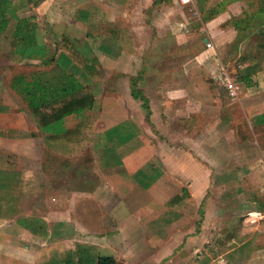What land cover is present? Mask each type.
I'll return each mask as SVG.
<instances>
[{
  "label": "crops",
  "instance_id": "obj_1",
  "mask_svg": "<svg viewBox=\"0 0 264 264\" xmlns=\"http://www.w3.org/2000/svg\"><path fill=\"white\" fill-rule=\"evenodd\" d=\"M67 1L11 0V3L15 9L14 15L19 18L33 17L31 24L36 27L35 39L44 46L42 61H46L47 57L60 50L57 43H60L63 37L76 41V45L92 58L82 68L81 73L85 77H79L80 81L90 90L92 86H101L103 83V87L108 88L106 94L111 105H120L116 79H120L122 83L123 77L127 78L129 97L133 99L130 80L133 77L139 78L137 88L148 102L149 112L144 109L147 114L138 122L144 132L137 135L142 140L141 151L133 152L129 156L125 154L124 161L128 162L126 178L130 179L134 169L138 168L135 165L145 163L140 160L141 157L147 159L146 163L154 160L151 165L157 170L156 181L159 183L154 186L163 188L164 194L169 188L175 187L176 194L157 205L156 200H147L146 197L140 206L134 201L136 207H133L132 198L127 199L112 193L111 206L107 210L104 209L105 205L104 208L103 205L99 207V200H95L96 206L92 212L79 210L75 213L74 208L68 211L67 218L66 215L62 216L59 223H50L53 218L50 214L46 217L48 211H40L42 215H39L37 206L34 211L24 213L21 211L22 205L17 195L0 197V204L14 205L13 202H18L15 214L13 210L16 208L8 207L15 217L5 230L6 235L8 233L15 244H4L0 247V250L4 251L0 255V264H77V250L90 257L106 253L109 256L105 257L123 260L124 264H139L138 249L151 251L150 264H178L182 258V264H242L243 252L247 250L251 237L262 239L261 235L264 233V220L256 216L264 210L258 207L264 202V189L255 182H237L236 176H240V166L234 163V157L232 162H229L231 159L228 155L231 152L232 156L244 157V148L240 147L246 141L232 145L237 139H233L229 134V126L228 129H222V120L219 118L212 127L204 122V117L207 114L210 121L212 110L220 107V74H226L229 64V52L224 54L227 64L222 62L223 50L233 45L243 33L239 34L237 29L226 24L233 18H243L245 13L259 7L264 0H75V15L71 18ZM7 20L6 28L0 32V72L7 73V85L10 86L12 77L19 73L51 71L54 64L41 65L40 57L23 59L13 51L11 37L14 20ZM260 22L263 23L260 17L256 18L255 23ZM69 25L85 29V36L79 38L68 34ZM250 37L252 36L249 33L246 39ZM197 38H200L202 43L198 51L195 46ZM206 42H210L212 47L207 48ZM242 50L241 43L236 49L237 57L245 55ZM183 58H187V61H183ZM161 61L164 67H157ZM103 63L107 67L103 66ZM88 65H93L94 68L102 65L100 72L106 71L107 74L100 73L98 79L92 80L86 68ZM203 71L211 75L215 81L213 86L197 76V72H200L203 77ZM255 74L252 73L253 83L250 87H245L236 78L238 85L234 84L235 97H238L237 90L239 91L240 87L248 91L257 87L264 89V72L258 71ZM107 77L108 82L111 81L112 84L105 81ZM222 83L225 88L223 81ZM225 90L226 96L229 97L228 90ZM92 95L95 107L96 97L94 93ZM124 103L126 105V101ZM240 105L243 106V101ZM251 105L262 110L249 115L248 123L252 125L251 128L264 130V124L259 123L257 118L264 114V99L252 102ZM92 112L93 110L86 112L83 116L86 117ZM111 115L116 117L114 113ZM111 115L108 117L111 118ZM124 117L132 119L127 113ZM79 123V117L64 119V127L67 130H75ZM111 128L113 127L108 126L104 132L107 134V130ZM151 128L155 131L152 132ZM8 133H12L13 137L15 135L19 140L20 136H16L14 129L0 124V136L9 137ZM39 133L34 130L29 136L50 140L46 134L40 131ZM149 135L160 139V143H157L158 140L152 143L150 139L153 138ZM252 135L254 136L253 132ZM79 137L80 132L77 131L69 141L58 139L49 142L64 151L66 147L76 143ZM115 137L116 134L109 138L107 145L116 141ZM244 145L258 155V159L252 160L249 165V168L254 170L257 161L263 163L264 157L260 159L259 155L264 153V148L259 146L257 141ZM245 151L248 153V150ZM42 167L41 164L38 168L36 165L28 172L41 170ZM17 171L22 173L20 168H17ZM164 176L168 180L164 179ZM112 178L117 181V174ZM119 179L121 184L125 183ZM239 180L241 181V178ZM183 190H186V197L179 202L169 203L172 198L181 197L179 192L183 193ZM229 193H234L231 200ZM236 199L240 201L238 207L235 206ZM249 199L253 204L257 203V207L249 206L250 208L242 214V206L250 204ZM187 200L199 204L197 214L200 217L195 218V226L191 231L184 232L179 230L182 229L181 226L178 227V223L184 218L180 212L173 214L175 219L172 221L163 217L169 209L172 208L173 211ZM74 203V200L71 201L72 206ZM4 207L0 205L1 218H5ZM73 214L77 215L74 217ZM51 224L61 226L58 230L65 224L68 229L72 226L76 234L74 241L79 244L76 245L77 250L72 247L74 244L71 242L72 238H69L71 235L56 228L54 230ZM157 224L160 225L159 229ZM53 234L60 236L58 244H53L50 240ZM45 240L52 243L47 244ZM257 243L259 244L250 245L248 252L257 256L251 259L250 264L260 263L258 249L263 243ZM65 248L71 250L68 255ZM201 251L205 253L203 259L197 255V252Z\"/></svg>",
  "mask_w": 264,
  "mask_h": 264
},
{
  "label": "rangeland",
  "instance_id": "obj_2",
  "mask_svg": "<svg viewBox=\"0 0 264 264\" xmlns=\"http://www.w3.org/2000/svg\"><path fill=\"white\" fill-rule=\"evenodd\" d=\"M67 2L69 8L68 14L69 18H71V16L73 17L75 15L73 14V10H75V0H68ZM259 17L262 21L264 15ZM76 26L77 25H69L68 34L75 35L79 38H81L82 35L85 36L83 34L85 29L83 30ZM5 28L6 27H4V29ZM249 33L251 34L252 39H246V36H248ZM254 40L255 42H252ZM238 41H241L240 44L242 43V52L245 54L244 59L240 60V57H237L236 49H238V47L234 46V44L224 48L222 62L225 65L227 64V57L224 54L225 52H229L227 55L229 64L226 67V74H222V72L220 74L222 79L219 82L221 88L219 89L221 97L220 107L217 110H212L210 121H208L207 118L209 117L205 114L204 122L213 127L220 118L222 120V129H226L227 126H229V129L227 128L229 134L232 135L233 139H237L233 141L232 145L239 144L240 142L242 143L243 141H246L244 144H248L251 141H257V144L264 148V130L251 128L252 125L248 123V119L250 118L249 115L261 112L262 110L259 107L257 108V106L253 107L251 103L264 99V89L257 87L256 89H250L248 91L240 87L239 91L237 90L238 97L231 98L230 95H228L229 97L226 96V87L224 88L222 83L224 76L227 75L232 83L236 85L238 83L236 80L237 75L244 74V70L248 66H253L254 69L257 70L255 72H264V61L257 58L259 54L256 55V44L260 43L256 27L250 29L248 32H243L239 36ZM195 46L197 51L200 49V46H202L200 38L195 39ZM183 61H187V58H183ZM0 64H2V62H0ZM103 64V66L107 67L105 63ZM103 66L98 65L96 68H94L93 65L86 66L87 71L91 74L90 77L92 80L98 79L100 73L104 75L107 74L106 71L104 73L100 72V68H103ZM157 67H164L162 66V61ZM201 73L203 74V77L200 72H197V76L200 79L204 78L208 84L213 86L215 81L211 78V75L206 74L204 71ZM135 78L138 79L137 77ZM108 80V77L105 78L107 83H111V81L108 82ZM0 81V100H2L0 104V124L14 129L17 134L16 136H20L19 140L15 138V135L13 137L12 133H8V136L13 138L0 136V197L5 198L10 195H17L20 197L22 205L21 211L24 213L34 211L37 206L36 211L39 215H42V212L40 211H48L46 217H49L50 214L53 218L50 223H59L61 222V217L66 215L67 218L68 211L74 208H76V211H74L75 213H78L77 211L79 210L80 212H85V210L89 213L92 212L96 206L95 200H99L97 202L99 207L103 205L104 208L105 205L106 208L104 209L107 210L108 207L111 206L110 200H112V193L118 194L120 197L124 196L127 199L132 198L131 205L133 207H136V201L138 202L137 206H140L146 197L147 200H156L157 202L155 201V203L157 205L161 204L166 199L175 196V187L174 189L169 188L164 194L163 188L154 186L159 184L157 182L158 180L156 181L157 170H154L151 165V161L153 162L154 160L146 163L147 159L144 160V158L141 157L140 160L145 161V163L141 165H135L134 163L138 168L134 169L135 172L133 175H130V179L126 178L128 174V162L124 161L126 158L125 154L129 156L133 152L141 151L140 146L142 145V140H140V137H137V135L143 134L144 132H142V127L138 122L140 121V118H145L147 114V112L141 107V102L139 100L134 101L129 97L127 78L123 77L122 83L120 79H116V86H118L116 92L118 97H120V105L117 104V106L109 103L106 94L108 88L103 87V83L101 86L99 84L96 87L92 86L91 91L96 97L93 112L86 115V117H79V120L81 121V123H79L80 137L76 143H72L73 145H70L69 148L66 147L64 151L58 149L56 146H52L51 142L46 139L44 140L42 137L40 138V136L34 138L29 136L31 131L34 130L37 134H40L34 117L26 108L22 99H20V97H18V95L7 85V73L3 74V72H0ZM133 90L135 89L133 88ZM133 90L131 89L132 93ZM241 101H243V106L240 105ZM246 103L248 105H246ZM113 113L116 117L111 115ZM125 113L131 115L132 119L125 118ZM110 115L112 116L111 118L108 117ZM108 126H112L113 128L107 130L106 134L104 131ZM145 126L150 128L148 124H145ZM151 130L152 132L155 131V129L152 128ZM252 132L254 136L252 135ZM114 133L116 134V141L107 145L111 137L115 135ZM149 136L152 137L151 135ZM156 140H158L157 143H160V139H150L152 143ZM244 144L240 147L244 148L243 158L240 155L232 156V152L228 155L231 159L229 161L230 163L232 162V157H234L236 159L234 163L240 166V176L235 175L237 182L240 184L241 182H244L245 184H254L255 182L256 184H260L259 186L264 189V160H262V164L257 161V163L254 164L256 165V168L251 170L249 165L252 164V160L258 159V155L255 154V151L249 149V147H245ZM245 150H248V153H246ZM262 154L259 155L260 159L264 157V153ZM39 164L43 165L41 170H36L35 172L30 173L28 172L36 165L38 168ZM243 164L245 165L243 166ZM17 168H20L22 173L19 174ZM131 170L132 166L130 171ZM27 174L30 176L26 177L25 175ZM116 174L118 180H120L119 178L124 180L125 185L112 178ZM153 174L156 175L153 176ZM161 177L163 176L161 175ZM239 178H241V181ZM164 179L168 180L165 176ZM250 186L248 188H250ZM232 194L234 193H229L228 197L230 200L232 199ZM179 195L183 196V193L180 191ZM197 195L199 196V193H197ZM82 198L85 200L82 201ZM73 200L75 203L72 206L71 201ZM235 202L237 203L235 206H240L239 199H236ZM249 202L250 204H247L244 207L242 206V214H244L250 207H257V203L253 204L250 199ZM8 203H11V201H8ZM12 204L14 205L0 204L1 206H5L3 208L5 209V218L0 217V235H2L0 236V247L4 244H15L13 238H11L8 233L7 235L5 233V230H7L8 226L12 223L11 220L14 219V214L17 211L18 202H13ZM198 206L199 204L187 200L186 203L180 204V207H176L172 211V208L169 209L166 205V208L170 211L166 213L163 219L172 221L173 218L175 219L173 214L178 211L184 217L180 220V223H178V227L181 226L182 228L179 230H184V232L191 231L195 226V218L198 219V217H200L199 214H197ZM8 207L16 208V210H13L14 214ZM201 207H203V205H201ZM262 212H264V210ZM76 215H74V217ZM50 226H53L54 230L55 228L58 230L59 227H61L58 224H51ZM156 226L157 229L160 228L159 224ZM49 230L51 231L52 229L49 228ZM58 231L65 232L66 234L69 233L71 235L69 238H72L71 242L74 244L72 247L79 245L74 241L76 239V234L72 226L68 229L65 224L61 230ZM261 236L262 239L255 238L256 236L251 237V242L246 248L247 250L244 249L242 264H250L252 258H257V256L255 257V255H252V252H248L251 248V244H259L257 241L263 243V246L261 245L262 247L258 249L260 250L258 257L260 258L259 264L264 262V233ZM59 238L60 236H54L53 234L50 240L53 241V244L55 242L58 244ZM50 240H45V242L50 244L52 243ZM77 248L78 247H76V250ZM66 249L67 248H65V253L68 255L71 250ZM138 250V255H140L138 257L140 260L139 264L144 261L147 262V264H150L149 260H151V251ZM54 252L55 251H53V253ZM3 253L4 251L0 250V255ZM204 254L205 253L202 251L201 253L197 252V255H200V259L204 258ZM102 256H109V254L103 253ZM118 261L120 264H124L123 260H117V262ZM182 261L183 258L178 264H182ZM187 264H190V262Z\"/></svg>",
  "mask_w": 264,
  "mask_h": 264
},
{
  "label": "trees",
  "instance_id": "obj_3",
  "mask_svg": "<svg viewBox=\"0 0 264 264\" xmlns=\"http://www.w3.org/2000/svg\"><path fill=\"white\" fill-rule=\"evenodd\" d=\"M14 12L15 9L11 0H0V32L7 25L8 18L14 20L11 37L13 51L21 55L23 59H29L32 56L38 57V59L40 57L41 65L48 63L54 64V66L49 72L37 71L31 74H16L12 77L9 88L22 99L34 117L39 131L46 134L50 139L49 141L58 139L69 141L79 131L80 125L75 130H67L64 127V119L81 117L84 113L92 111L94 107V96L90 88L79 79V77H85L81 70L86 62L92 58L76 45L74 39L63 37L60 43H57L60 45V50L47 57L46 61H42L44 46L35 39L36 27L31 24L33 17L19 18L14 15ZM260 14L261 16L264 15V1L259 7L245 13L243 18L238 20L233 18L226 25L233 26L239 34L256 27L257 35L260 38V43L256 44V55L259 54L257 58L264 61V20H262L263 23L260 22L257 25L255 23ZM250 38L252 39V37ZM238 40L239 38L234 43L236 47H239L241 42ZM59 51L60 54L57 55ZM244 56H240V60L244 59ZM255 71L257 70L253 66H248L245 68L244 74L238 75L237 80L242 82L245 87H250L253 83L252 73L255 74ZM138 79L133 77L130 80L132 90L135 89L132 97L140 100L142 108L149 112L148 102L137 88ZM257 118H259V123L264 124V114ZM186 196V190H183V196H176L169 203L179 202L181 198ZM258 207L263 209L264 202H261ZM77 254V264H120L113 257L98 255L90 257L81 253L80 250H77Z\"/></svg>",
  "mask_w": 264,
  "mask_h": 264
},
{
  "label": "built area",
  "instance_id": "obj_4",
  "mask_svg": "<svg viewBox=\"0 0 264 264\" xmlns=\"http://www.w3.org/2000/svg\"><path fill=\"white\" fill-rule=\"evenodd\" d=\"M205 46L207 48H211L212 47V44L210 42H206ZM223 82H224V85H225L226 89L229 92V95L231 97H235L236 96V93H235L236 88H235L234 84L232 83V81L228 78L227 75L224 76ZM256 216H258V218L260 217L259 218L260 220H264V212H262L260 214L257 213ZM211 264H217V263L216 262H212Z\"/></svg>",
  "mask_w": 264,
  "mask_h": 264
},
{
  "label": "water",
  "instance_id": "obj_5",
  "mask_svg": "<svg viewBox=\"0 0 264 264\" xmlns=\"http://www.w3.org/2000/svg\"><path fill=\"white\" fill-rule=\"evenodd\" d=\"M206 41V40H205Z\"/></svg>",
  "mask_w": 264,
  "mask_h": 264
}]
</instances>
